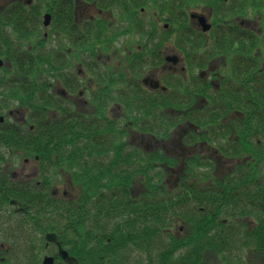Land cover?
<instances>
[{
    "label": "flooded vegetation",
    "instance_id": "af4514ba",
    "mask_svg": "<svg viewBox=\"0 0 264 264\" xmlns=\"http://www.w3.org/2000/svg\"><path fill=\"white\" fill-rule=\"evenodd\" d=\"M7 1L16 4L18 52L12 60L0 57L1 105L10 102L5 83L16 81L15 105L0 106V264H84L85 252L91 254L87 264H99L92 258L107 255L100 244L110 240L100 222L91 228L81 209L77 220L65 215L77 198L73 177L110 176L123 147L132 150V160L133 146L138 156L145 150L187 160L195 188L204 190H218L215 179L226 182L234 171L229 163L254 161L251 148H264V123L246 121L264 108L259 51L254 47L245 57L242 32H232L237 50L227 41L229 29L204 34L196 21L188 28H195L199 41L194 35L188 43L164 42L166 10L173 16L210 17L224 14L223 3L205 0L182 9L186 0H157L158 11H127L123 21L115 6L98 9L97 18L88 2L74 0L71 15L64 9L60 21L51 17L45 28H33L29 21L19 28L20 5L28 7L33 0ZM47 4L52 9L53 1ZM41 48L44 59L21 58L23 50ZM170 100L178 107L174 123L165 122L164 105ZM197 116H205V122ZM34 185L39 190H26ZM98 190H107L106 182ZM70 222L79 225L75 235ZM85 241L96 247L86 249ZM60 247L77 262L66 263Z\"/></svg>",
    "mask_w": 264,
    "mask_h": 264
},
{
    "label": "trees",
    "instance_id": "16d2710c",
    "mask_svg": "<svg viewBox=\"0 0 264 264\" xmlns=\"http://www.w3.org/2000/svg\"><path fill=\"white\" fill-rule=\"evenodd\" d=\"M244 1L264 9V0ZM181 29L188 34V28ZM259 121L264 123V115ZM172 161L154 166V175L147 168V178L134 173L131 179L116 177L124 189L131 186V190H115L102 198L105 219L114 220L112 235L121 236L122 241L130 235L132 250L141 254L131 264H264V161L239 168L244 179L231 186L241 190L195 188L184 173L168 171L173 169ZM26 190L39 189L34 185ZM90 193L85 190L83 196ZM70 227L76 231L79 225ZM124 246L92 260L124 264ZM86 254L84 264L91 258Z\"/></svg>",
    "mask_w": 264,
    "mask_h": 264
},
{
    "label": "rangeland",
    "instance_id": "374dc122",
    "mask_svg": "<svg viewBox=\"0 0 264 264\" xmlns=\"http://www.w3.org/2000/svg\"><path fill=\"white\" fill-rule=\"evenodd\" d=\"M215 0H211V2H214Z\"/></svg>",
    "mask_w": 264,
    "mask_h": 264
}]
</instances>
